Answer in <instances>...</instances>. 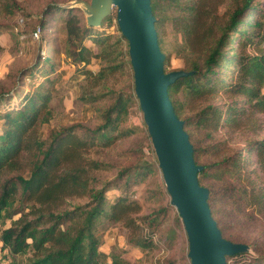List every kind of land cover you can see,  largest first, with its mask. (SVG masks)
Masks as SVG:
<instances>
[{
    "label": "trees",
    "instance_id": "obj_1",
    "mask_svg": "<svg viewBox=\"0 0 264 264\" xmlns=\"http://www.w3.org/2000/svg\"><path fill=\"white\" fill-rule=\"evenodd\" d=\"M150 6L165 73L169 55L161 42L168 29L178 33L187 47L185 68L177 71L188 75L170 84L167 94L183 122L193 161L201 167L197 182L208 190L211 217L224 240L248 247L227 257L226 263L264 264V255H252L257 250L230 230L232 222L252 221L256 214L264 219V135L261 140L246 139L245 149L219 159L216 154L224 146H203L196 135L206 131L205 137L210 138L217 127L242 136L264 133L262 2L150 0ZM221 6L225 10L220 15ZM38 9L40 33L50 21L61 24L56 32L62 35V53L84 82L78 87L80 101L94 107L101 124L50 126V102L60 79L48 68L49 56L19 71L12 77L16 81L0 86V226L10 223L0 232V249L7 253L8 264H129L122 252L101 250L103 224L121 225L126 246L149 250L155 247L152 239L156 237L172 250L173 230L169 238L163 234L170 207L160 205V197L150 191L146 196L150 199L144 201L150 207L143 213V205L132 198L134 191H128L154 173V165L136 162L97 186L95 174L107 166L85 158L89 149L112 146L141 129L128 120L129 108L136 102L133 82L128 93L114 91L110 84L117 75L132 73L128 45L115 15L91 26L77 5L46 1ZM19 12L23 11L17 0H0V16L12 18ZM113 19L114 29L104 28ZM92 60L98 65L95 72L88 68ZM27 79L30 83L24 90L22 80ZM18 83L22 86L17 89ZM101 103L106 107H98ZM188 106L196 111L191 113ZM141 125L146 130L143 119ZM75 199L86 202H69ZM179 219L176 213L175 226ZM175 263L166 260V264Z\"/></svg>",
    "mask_w": 264,
    "mask_h": 264
},
{
    "label": "rangeland",
    "instance_id": "obj_2",
    "mask_svg": "<svg viewBox=\"0 0 264 264\" xmlns=\"http://www.w3.org/2000/svg\"><path fill=\"white\" fill-rule=\"evenodd\" d=\"M17 1L23 12H19L12 18L0 16V86H5L9 82L16 81L17 77L15 76V80H12V77L17 75L19 71L31 68L39 59L49 56V60L52 63L48 64V68L52 67L55 73L59 75L60 79V83L56 85V91L50 102L53 108L50 126L62 127L77 123L91 128L99 126L101 124L99 113L94 110V107H88L80 101L81 92L78 87L84 84L82 78L76 77L75 66L72 65L71 61L62 53V45L60 44L62 35L56 32L61 24L52 23V21H50L49 25L43 30V33H40L36 25V21L42 17L38 8H40L44 2L53 1L59 6H71V2L77 0ZM81 1L87 2L89 0ZM260 1L264 7V0ZM224 10L225 6H221L219 14H223ZM110 14L111 16L115 15V8H113ZM114 27V19L111 23L104 25V28L110 30H113ZM180 37L178 33L168 29L167 35L162 39V48L166 55H169L166 66L168 72L183 70L185 68L183 56L188 53L187 47L182 43ZM51 50L55 52L50 53ZM88 68L95 72L98 65L92 60ZM22 82V84L25 85L24 90L28 89L27 85H29L30 81L27 79L22 80ZM132 82V73L130 75L129 72H123L110 80V84L114 91L121 90L124 93L131 91ZM22 84L18 83L16 88L18 89ZM22 92L24 91H21L20 94ZM181 99H183V97H181ZM134 100L138 103L136 97ZM12 102L16 103V99ZM136 102L132 103L129 108L128 120L130 124L134 126L140 125L141 129L138 130L135 135L118 140L112 146L89 149L85 154V158L104 163L107 166L105 171H100L95 174V183L97 186H101L103 183L115 179V176L120 170L136 162L152 163L155 167V172L150 174L146 180L134 184L128 191H134L132 198L143 205V213L147 212L150 207V205L144 204L146 200L150 199L146 197L150 191L154 192L156 197H160V205H168L170 207L169 219L166 222L167 227L163 231V234L169 238L171 234L169 233L168 235V232L169 230H173V236L176 237V241L173 249L168 250L156 239V237H153L152 240L153 243L156 244L155 247L142 251L125 245L124 238L126 231L121 225L103 224L100 229V238L102 241L101 250L106 254L110 251L116 253L122 252L129 264H166V260H175V264H190L187 258L188 245L183 225L180 219L179 225L177 224L175 226L174 224L177 211L169 203L170 198L165 190L158 164L155 165L157 160L148 133L141 125L142 113L138 110ZM98 107H106V104L101 103ZM188 109L191 113L196 111L194 106H188ZM185 114L187 115L186 112ZM205 132L206 131H201L196 134L201 138V145L206 146L208 144H213L216 146H224V149L217 152V159L221 158L222 155L233 154L239 149H245L246 139L261 140L264 135V133H261L257 137L249 134L242 136L240 134H231V131L217 127V129L212 132V137L208 138L205 137ZM120 191L121 190L116 192L113 191V194H119ZM111 192L109 194H111ZM69 202L75 205L82 204L86 202V200L75 199ZM253 218L254 220L252 221H250L251 218L247 221L241 220V222H232L230 230L234 234H238L241 240L249 244L252 248L261 252L258 253L257 251H253L252 255H264V219L258 214H256V216L254 215ZM172 223L174 227L171 226ZM9 225V222H5L4 227L0 226V232L2 228H6ZM141 233L142 235H146L147 232L142 230ZM5 254L7 253L0 249V264H8V257Z\"/></svg>",
    "mask_w": 264,
    "mask_h": 264
},
{
    "label": "water",
    "instance_id": "obj_3",
    "mask_svg": "<svg viewBox=\"0 0 264 264\" xmlns=\"http://www.w3.org/2000/svg\"><path fill=\"white\" fill-rule=\"evenodd\" d=\"M88 25L99 26L115 8L117 27L128 45L134 94L150 138L170 205L177 211L186 235L190 264H227L226 258L248 250L221 237L207 203L208 190L197 182L201 170L192 146L169 101L167 88L183 71L163 70L150 0H77Z\"/></svg>",
    "mask_w": 264,
    "mask_h": 264
}]
</instances>
